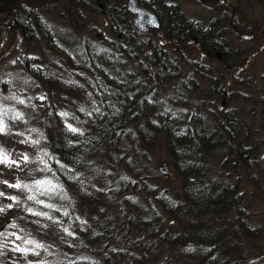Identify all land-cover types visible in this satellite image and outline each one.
<instances>
[{
	"label": "trees",
	"instance_id": "trees-1",
	"mask_svg": "<svg viewBox=\"0 0 264 264\" xmlns=\"http://www.w3.org/2000/svg\"><path fill=\"white\" fill-rule=\"evenodd\" d=\"M139 1L174 53L135 27L127 0H0V59L19 50L37 81L30 115L0 132L24 158L0 186V264H250L243 239L263 225L241 173L258 186L264 167L224 78L246 60L225 18ZM195 38L211 61L189 59ZM159 144L182 189L162 183Z\"/></svg>",
	"mask_w": 264,
	"mask_h": 264
},
{
	"label": "rangeland",
	"instance_id": "rangeland-1",
	"mask_svg": "<svg viewBox=\"0 0 264 264\" xmlns=\"http://www.w3.org/2000/svg\"><path fill=\"white\" fill-rule=\"evenodd\" d=\"M183 10L188 16H202L207 19L220 16L229 21L231 27V36L234 39V49L240 57H244L247 65L240 70L225 75V82L230 87L235 96L236 103L242 107V115L257 130L254 139L259 141L258 160L261 167H264V13L263 9L251 0H178ZM213 1V2H212ZM128 2V0H127ZM132 15H134L132 13ZM256 19L261 23V30L255 33L254 24ZM252 31V32H251ZM155 38H161L167 48L174 53V47L166 40L165 31L159 29L149 33ZM258 39V41H257ZM189 59L198 58L205 62L209 60L201 49L198 39L189 41L186 47ZM17 50L11 56L0 59V132L6 130L8 114L30 115V101L33 100L37 81L22 67L16 66L14 56ZM220 58L214 59L213 65L216 66ZM256 108L257 113L252 114ZM3 136L0 133V161L3 162L0 169V186L6 187L19 174L18 168L23 165V155L20 152L21 147L10 145L4 148ZM3 141V142H2ZM9 140L8 143H11ZM6 143V144H8ZM4 148V149H3ZM10 148L12 154L6 150ZM11 154V157L8 156ZM13 157L18 159L14 161ZM155 166L161 174L162 183L171 184L175 189H182V177L176 171L171 162V157L160 145L154 152ZM21 163V164H18ZM168 163L170 174L165 175L160 167ZM217 176V171H214ZM243 183L247 186L250 196L251 218L254 222L262 223V232L257 236L243 239L246 250L250 254V264H264V173L261 174L259 185L256 186L248 180L245 172L241 173Z\"/></svg>",
	"mask_w": 264,
	"mask_h": 264
},
{
	"label": "water",
	"instance_id": "water-1",
	"mask_svg": "<svg viewBox=\"0 0 264 264\" xmlns=\"http://www.w3.org/2000/svg\"><path fill=\"white\" fill-rule=\"evenodd\" d=\"M127 4L131 12L134 14L133 23L140 32L147 33L153 29L161 28L162 23L159 16L149 7L141 4L139 0H128ZM218 55L222 56V53H218ZM256 111L255 108L253 113L255 114ZM160 170L165 175L170 174L168 163H164L160 167Z\"/></svg>",
	"mask_w": 264,
	"mask_h": 264
},
{
	"label": "flooded vegetation",
	"instance_id": "flooded-vegetation-1",
	"mask_svg": "<svg viewBox=\"0 0 264 264\" xmlns=\"http://www.w3.org/2000/svg\"><path fill=\"white\" fill-rule=\"evenodd\" d=\"M219 53H221V52H219ZM218 57H219L220 59H222L223 56H219V55H218ZM256 113H257V111H256ZM256 113H255V114H256ZM252 114H254L253 111H252Z\"/></svg>",
	"mask_w": 264,
	"mask_h": 264
}]
</instances>
